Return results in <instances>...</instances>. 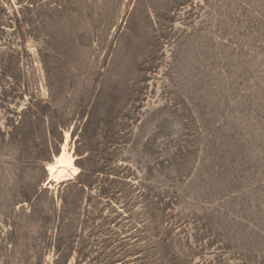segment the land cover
<instances>
[{"label":"rangeland","instance_id":"374dc122","mask_svg":"<svg viewBox=\"0 0 264 264\" xmlns=\"http://www.w3.org/2000/svg\"><path fill=\"white\" fill-rule=\"evenodd\" d=\"M0 264H264V0H0Z\"/></svg>","mask_w":264,"mask_h":264},{"label":"bare ground","instance_id":"6f19581e","mask_svg":"<svg viewBox=\"0 0 264 264\" xmlns=\"http://www.w3.org/2000/svg\"><path fill=\"white\" fill-rule=\"evenodd\" d=\"M54 159L53 163H47L49 179L60 180L67 174L77 172V168L72 163V157L64 146L62 147V151Z\"/></svg>","mask_w":264,"mask_h":264}]
</instances>
